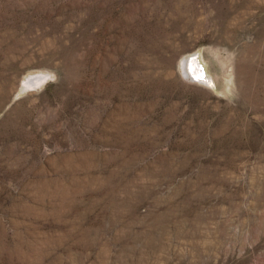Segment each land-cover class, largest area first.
Wrapping results in <instances>:
<instances>
[{
    "label": "rangeland",
    "instance_id": "rangeland-1",
    "mask_svg": "<svg viewBox=\"0 0 264 264\" xmlns=\"http://www.w3.org/2000/svg\"><path fill=\"white\" fill-rule=\"evenodd\" d=\"M0 264H264V0H0Z\"/></svg>",
    "mask_w": 264,
    "mask_h": 264
},
{
    "label": "bare ground",
    "instance_id": "bare-ground-1",
    "mask_svg": "<svg viewBox=\"0 0 264 264\" xmlns=\"http://www.w3.org/2000/svg\"><path fill=\"white\" fill-rule=\"evenodd\" d=\"M182 66H184V73L188 80L204 82L207 79L205 67L198 65L195 56L191 58L185 57Z\"/></svg>",
    "mask_w": 264,
    "mask_h": 264
}]
</instances>
